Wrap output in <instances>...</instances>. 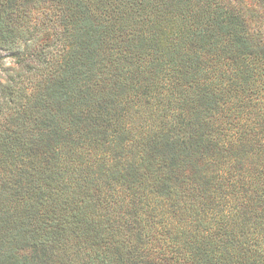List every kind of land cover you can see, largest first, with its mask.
<instances>
[{"label": "trees", "instance_id": "obj_1", "mask_svg": "<svg viewBox=\"0 0 264 264\" xmlns=\"http://www.w3.org/2000/svg\"><path fill=\"white\" fill-rule=\"evenodd\" d=\"M0 66V264H264V0H0Z\"/></svg>", "mask_w": 264, "mask_h": 264}, {"label": "rangeland", "instance_id": "obj_2", "mask_svg": "<svg viewBox=\"0 0 264 264\" xmlns=\"http://www.w3.org/2000/svg\"><path fill=\"white\" fill-rule=\"evenodd\" d=\"M3 66H13L12 60L9 58H4L2 60ZM1 66H0V82H3L5 80V74L4 72L1 70Z\"/></svg>", "mask_w": 264, "mask_h": 264}]
</instances>
